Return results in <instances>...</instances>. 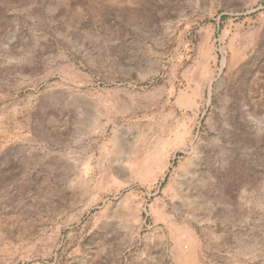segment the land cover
I'll return each mask as SVG.
<instances>
[{"label": "rangeland", "instance_id": "374dc122", "mask_svg": "<svg viewBox=\"0 0 264 264\" xmlns=\"http://www.w3.org/2000/svg\"><path fill=\"white\" fill-rule=\"evenodd\" d=\"M28 254L264 264V0H0V264Z\"/></svg>", "mask_w": 264, "mask_h": 264}, {"label": "bare ground", "instance_id": "6f19581e", "mask_svg": "<svg viewBox=\"0 0 264 264\" xmlns=\"http://www.w3.org/2000/svg\"><path fill=\"white\" fill-rule=\"evenodd\" d=\"M35 261V258L33 255H25V256H21L16 260H13L12 262H10L9 264H28V262L30 264H37Z\"/></svg>", "mask_w": 264, "mask_h": 264}]
</instances>
